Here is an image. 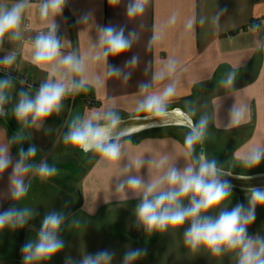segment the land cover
<instances>
[{
    "label": "crops",
    "instance_id": "0c3cea01",
    "mask_svg": "<svg viewBox=\"0 0 264 264\" xmlns=\"http://www.w3.org/2000/svg\"><path fill=\"white\" fill-rule=\"evenodd\" d=\"M131 2L64 0L58 11L50 10L42 18L40 9L46 1L0 0V11L5 12L18 3L26 4L18 38L9 32L0 39V61L15 54L12 64L0 63V81L11 82L5 89L4 114L0 115V148H6L12 160V165L0 173V212L16 208L31 214L23 225L9 223L0 228V264H25L22 248L38 242L39 224L42 226L50 213L63 216L57 238L64 246L50 257L29 264H81L86 256L101 252L111 255L109 264H125L126 254L136 250L140 255L127 264H238L239 249L224 248L216 255L203 245L193 250L185 242L190 220L175 228L149 230L137 216L143 191L130 188L128 178L137 177L146 186L171 168L182 172L189 165L198 167L192 150L186 155L189 149L185 139L172 127L156 129L137 141L122 137L119 160L97 153L81 173L75 149L86 158L91 151L66 143L65 136L74 123L96 114L112 111L120 119L149 114L137 111L139 101L174 85L176 92L167 101V109L180 107L193 113L197 123L206 118L207 145L211 136L231 141L232 160L228 166L218 167L243 175L264 172V160L253 170L233 168L244 166L241 158L251 149L264 148V0H146L141 14L129 16ZM27 20L30 27L26 30ZM53 26L61 44L60 57L37 66L32 62L34 43L26 39L39 29L51 30ZM108 26L123 29L126 38L133 34L131 48L104 56L107 46L100 43L101 28ZM69 54L82 60V73L71 72L59 63ZM133 57L135 64L130 63ZM111 68L118 69L119 74H109ZM9 71L18 77L11 78ZM161 72L164 79L155 80ZM229 74H234L233 83L225 86L222 81ZM25 76L29 83L21 78ZM81 79L86 81L84 88L67 91L58 112L35 124L31 118L26 123L16 118L14 109L22 94L34 99L47 81L69 86ZM89 98L96 103L89 105ZM237 112L242 113L238 123ZM60 143L63 148L57 151ZM29 147L36 148V155L26 159V165L46 163L67 171L53 176L30 169L22 174L28 191L16 200L12 197V166L20 159V149ZM62 174L81 178L80 206L60 187ZM168 187L164 183L160 190L167 191ZM249 200L250 190L232 187L219 207L201 215L215 219L237 204L247 211ZM181 203L188 207L189 198H181ZM246 233L254 240H264V205L255 206V219L246 226Z\"/></svg>",
    "mask_w": 264,
    "mask_h": 264
},
{
    "label": "clouds",
    "instance_id": "9594fccd",
    "mask_svg": "<svg viewBox=\"0 0 264 264\" xmlns=\"http://www.w3.org/2000/svg\"><path fill=\"white\" fill-rule=\"evenodd\" d=\"M146 0H132L127 8L129 16L139 15L144 11ZM64 0H46L41 6L40 14L46 18L49 11L56 12L60 9ZM25 3H18L10 11H0V39L5 33H13V38H18L17 29L20 25L21 13ZM87 20V17H84ZM102 37L100 43L106 45L104 56L120 54L131 48L133 34L125 37L124 30L117 31L111 26L101 28ZM60 41L55 35V27L47 35H39L34 42V53L32 62L37 66L51 64L60 57ZM15 59V54L5 57L0 63L10 65ZM69 71L77 74L84 71L82 60L75 55L69 54L59 60ZM130 63L135 64L133 57ZM173 71L174 66H169ZM109 74H119V70L111 68ZM155 80L164 79V73H157ZM234 74H229L227 80L222 81L225 86L233 83ZM10 80L0 81V115L3 113V104L6 102L5 89L10 86ZM86 81L81 79L78 83L73 82L66 86L62 82L47 81L43 83L34 99L25 93L21 95L14 112L16 118L27 122L29 118L33 124L38 120L59 111L61 101L67 91L71 89H83ZM147 88L143 86L142 91ZM174 85H168L159 94H148L138 103L137 111L149 113L155 117H164L167 114V101L175 95ZM242 113L237 112L236 122ZM100 121H103L101 123ZM120 117L112 111L102 116L96 114L94 117L86 118L74 123L65 136V142L80 148L84 152L95 151L106 159L116 161L121 156L120 139L125 134V129L119 128ZM207 127V119L201 118L198 123H192L190 131L185 137V145L189 149L186 155H191L193 145L202 141ZM20 159L13 165L11 176L12 197L16 200L24 197L28 191L24 184L22 174L35 168L41 175H51L55 169L46 163L40 165H26L24 161L35 157L36 148L29 147L26 151L20 149ZM246 168H252L264 160V148L255 147L242 158ZM198 167L189 165L182 172L171 168L159 180L143 185L141 179L130 177L126 184L132 188L143 191V198L137 205L136 213L142 224L149 230L165 229L169 226L175 228L182 226L186 221H191L190 228L185 232V242L193 249L203 245L214 255L219 254L222 249H239L238 264H264V240L252 239L247 236L246 226L255 219V206L264 205V189L253 187L250 189L249 208L245 211L244 206L237 204L231 211L222 212L217 218L212 219L202 216V213L219 207L230 195L232 185L221 179L224 175L218 169L216 161H209L204 155L197 161ZM12 165L11 157L6 148H0V173H3ZM253 179L254 177H246ZM166 183L167 191H162L161 185ZM120 187H124L123 184ZM189 198V206L184 207L181 198ZM31 214L27 209L18 210L9 208L0 212V228L11 223L23 225L26 218ZM63 222V216L58 213H50L45 216L42 228L38 234V242L27 243L23 246L24 262L29 264L32 260L50 257L63 248V241L57 238V232ZM140 255L139 250L126 254L125 264ZM111 255L101 252L95 256H86L81 264H109Z\"/></svg>",
    "mask_w": 264,
    "mask_h": 264
},
{
    "label": "water",
    "instance_id": "95a60500",
    "mask_svg": "<svg viewBox=\"0 0 264 264\" xmlns=\"http://www.w3.org/2000/svg\"><path fill=\"white\" fill-rule=\"evenodd\" d=\"M119 128L125 129L123 137L131 136L133 134L161 128L165 126H185L190 128L194 123L192 117L183 111L180 107H175L167 110V114L164 117H155L151 114L135 115L127 118L120 119ZM205 156V155H204ZM206 157V156H205ZM218 167V166H217ZM55 172L51 175L57 176L67 170L65 168H54ZM224 173L221 179L228 181L232 187L250 190L253 187L264 188V172L243 175L231 172L229 170L218 167ZM246 177H254L253 179H247Z\"/></svg>",
    "mask_w": 264,
    "mask_h": 264
},
{
    "label": "rangeland",
    "instance_id": "374dc122",
    "mask_svg": "<svg viewBox=\"0 0 264 264\" xmlns=\"http://www.w3.org/2000/svg\"><path fill=\"white\" fill-rule=\"evenodd\" d=\"M172 109V108H170ZM190 111H191V106L189 107ZM168 110V109H167ZM187 110V109H186ZM184 111V110H183ZM188 114V111H184ZM192 113V112H191ZM190 115V113H189ZM192 115V116H191ZM190 116L192 117V119L194 120L195 123H197L196 120V116L195 114H191ZM166 128H170L172 127L173 130L176 131V133H178L180 136H182L184 139L185 137L188 135L190 128L185 127V126H165ZM63 141H61L62 143ZM58 144V149L59 147H61V149L63 148L62 144ZM231 141L229 139H227L226 137H216L214 138L213 136H211L210 139V144L207 145V139L204 135V138L202 139V141L196 143L193 145V149L192 152L194 153L195 159H196V163L199 160V157L201 155H205V153H207L205 156H207L206 158L209 161L215 160L216 164L218 165H223V166H228L231 156H232V147L230 146ZM71 148V145L69 146V149ZM71 149L74 150V148L72 147ZM76 153L74 157H77V162L79 164V170L80 173L82 171H84L85 169H87L90 161L97 155V152L95 151H91L90 154H88V157L86 158L85 154L78 151L77 149H75ZM72 153V152H70ZM72 156V155H71ZM198 165V164H197ZM235 165V164H234ZM235 170H253L254 168H246L244 166H234L233 167ZM258 168V167H257ZM256 169V167H255ZM79 173V175H80ZM79 175H74V176H67V175H63V181L62 183L58 182L60 187H62L63 189H65L68 193H70L71 195H73L75 197V199L78 201L79 200V189L81 188V178L79 177ZM245 175V174H244Z\"/></svg>",
    "mask_w": 264,
    "mask_h": 264
},
{
    "label": "built area",
    "instance_id": "2783aa9c",
    "mask_svg": "<svg viewBox=\"0 0 264 264\" xmlns=\"http://www.w3.org/2000/svg\"><path fill=\"white\" fill-rule=\"evenodd\" d=\"M36 1H38V2H42V1H46V0H36ZM29 27H30V22L27 20L26 22H25V29L27 30V29H29ZM49 29H39V30H37L36 32H35V34L34 35H32V36H29V37H27V41H29V42H31V43H34L35 42V40H36V38L39 36V35H41V34H45V35H47L48 33H49ZM9 74H10V76H11V78H15V77H18L13 71H9ZM24 81H27L28 83H29V81H28V78L25 76V77H21ZM87 103L89 104V105H94L96 102H95V100L93 99V98H89V99H87Z\"/></svg>",
    "mask_w": 264,
    "mask_h": 264
},
{
    "label": "trees",
    "instance_id": "16d2710c",
    "mask_svg": "<svg viewBox=\"0 0 264 264\" xmlns=\"http://www.w3.org/2000/svg\"><path fill=\"white\" fill-rule=\"evenodd\" d=\"M161 128H166V127H161ZM161 128H156V129H161ZM156 129H151V130H146V131H142V132H139V133H136V134H133L131 136H127V138H132L134 139L135 141L139 140L140 138L144 137L145 135H148L150 134L151 132H153L154 130ZM235 188V187H234ZM240 191H246V190H243V189H239V188H236ZM79 200H78V204L77 206H80V204L82 203V192H81V189H79ZM39 227H42L40 224H39Z\"/></svg>",
    "mask_w": 264,
    "mask_h": 264
}]
</instances>
